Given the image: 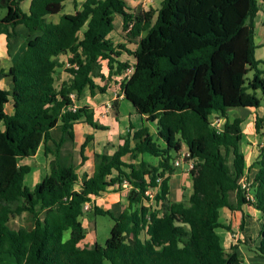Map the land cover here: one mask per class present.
Wrapping results in <instances>:
<instances>
[{
    "label": "trees",
    "instance_id": "obj_1",
    "mask_svg": "<svg viewBox=\"0 0 264 264\" xmlns=\"http://www.w3.org/2000/svg\"><path fill=\"white\" fill-rule=\"evenodd\" d=\"M23 1L0 0V27L24 24L34 35L7 72L12 90L0 88V264L6 255L17 264H242L223 246L218 228L222 208L243 204L261 213L258 240L249 250L264 258V144L247 164L243 119L228 113L264 103L263 61L255 55L258 0H162L159 9L148 10L128 0H84L58 22L48 17L61 13L66 0H31L29 11ZM117 13L129 40L138 38L133 66L120 60L123 51L131 53L125 43L109 36ZM66 53L65 63L59 55ZM104 60L110 74L125 75L124 97L158 131H127L113 153L94 154L91 174L80 175L92 136L76 152L75 125H100L88 106L72 109L71 94L78 99L87 87L92 95L106 92L96 82L106 78ZM65 64L70 77L60 83L56 71ZM11 100L14 110L7 112ZM214 113L225 121L217 124ZM263 130L264 118L257 116L255 131ZM41 145L49 171L31 188L25 178L32 167L20 161ZM183 145L185 162L193 163L194 191L187 201H174L169 181L177 157L171 152L180 155ZM143 154L160 161L154 165ZM125 181L129 205L118 216L92 206L114 219L111 236L104 245L81 246L85 204L112 186L122 189ZM156 187L151 198L146 191ZM23 213L32 225L13 227L11 220Z\"/></svg>",
    "mask_w": 264,
    "mask_h": 264
},
{
    "label": "crops",
    "instance_id": "obj_2",
    "mask_svg": "<svg viewBox=\"0 0 264 264\" xmlns=\"http://www.w3.org/2000/svg\"><path fill=\"white\" fill-rule=\"evenodd\" d=\"M25 1V0H24ZM23 1V2H24ZM141 0H128L131 7L140 6ZM22 2V5H23ZM84 0H66L64 2V9L61 13L53 14L48 17V20L58 22L64 13H74L77 9L81 8ZM259 10L255 17V43L264 44V0H258ZM31 0H27V8L30 7ZM145 9L144 6H141ZM148 10V9H146ZM29 11V8L28 10ZM116 20H119L118 26H116ZM114 30L110 33V37L115 43H125L127 49L131 51H123L120 56L121 61H128L133 66L136 63V57L133 54L138 47L137 40L131 39L125 35H120L123 30V16L119 13L115 15ZM125 32V31H124ZM16 36L15 42H12V37ZM34 37L30 35L29 29L24 24H19L15 28L11 26L0 27V88L12 90L13 80L12 77L7 74L10 67L13 64L14 59L27 47V38ZM260 38L259 42L256 39ZM257 54V50H256ZM260 57L258 59H264V49L261 50ZM71 53L59 55V59L62 62H67ZM65 66L59 67L56 71V76H60V83L67 80L70 74L65 70ZM102 72L106 78H96V82L100 85L107 87L106 92H100L99 90L91 94V90L87 87L78 99L75 98V104L78 106H88L93 114L95 122L100 125V128H96L91 124L81 121L75 125V142L74 149L76 152L80 150L82 143L86 140L87 135H91L92 139L86 146L85 154L88 156V160L85 164L79 166L78 173L82 175L85 171L91 174L94 170L93 157L96 152H109L113 153L116 148L123 144L124 140L122 136L129 130H136L142 126H148L150 130L157 134L158 127L152 121H148L146 116L141 115L135 109L129 101L124 97L122 89V82L124 76L122 74H110L108 61H103ZM62 73V74H60ZM120 87V90L118 89ZM236 108H242L241 111L236 112ZM7 112L14 110L12 100L5 105ZM230 117H241L243 119L242 126L247 124L249 126L255 125L257 116L263 117L264 103L260 107H233L229 109ZM213 116L216 117V121L222 124L225 118L219 117L217 113ZM4 130V124L0 122V131ZM264 131V130H263ZM245 132V129H244ZM245 139L243 140L242 148L247 156V164L254 161L258 154L259 148L264 144V135L256 133L255 129H252L251 133L245 132ZM256 137V139H254ZM252 142V143H250ZM186 145H183V151H187ZM140 158H144L150 161L154 165H157L160 158L152 156L150 154H143ZM77 160L80 162L81 157L77 155ZM126 161H131L130 156L125 157ZM49 158L44 152V145L39 147L37 153L33 156L23 158L21 164H29L32 170L28 176L33 188L37 182H39L46 174H48ZM180 167V169H178ZM177 167V171L171 175L170 178V198L174 201H187L194 191L193 186V174L190 169L189 162L185 165ZM116 173V172H115ZM26 175V176H27ZM26 179V178H25ZM79 188V185L76 186ZM128 192L129 187L118 188L117 185L110 187L100 196L92 197V205H97L104 209H109L118 216L125 208L128 207ZM235 193L231 194V201L235 202ZM220 222L222 227L218 228V231L222 238V244L227 251L236 253L242 258V264H264V258L253 254L249 249L254 247L258 240V235L261 229V213L259 210L243 204L236 210H230L227 207L221 209ZM84 223V220H83ZM86 227V223H84ZM87 229V227H86ZM86 237L80 242L81 246L92 245L96 241L93 236ZM142 237H147L146 233H142ZM12 264H17L16 260L10 256Z\"/></svg>",
    "mask_w": 264,
    "mask_h": 264
},
{
    "label": "rangeland",
    "instance_id": "obj_3",
    "mask_svg": "<svg viewBox=\"0 0 264 264\" xmlns=\"http://www.w3.org/2000/svg\"><path fill=\"white\" fill-rule=\"evenodd\" d=\"M161 3H162V0H141L139 5L144 6L145 9H151V8L159 9L161 7ZM27 6H28L27 0H25L23 2V5H22V7L25 11H27L29 8V7L27 8ZM5 13H6V9H3L1 15L5 14ZM117 21L119 22V20H116V26H118ZM120 35L127 36L126 32H124V29L121 31ZM15 39H16V36H13L12 37L13 43L15 42ZM134 40H137V38H135ZM260 40H261L260 38L256 39L257 42H259ZM256 46H257L256 47L257 54H255V55H256V58L258 59L257 56H259V57L261 56L260 53H261V50L264 49V44L256 43ZM261 60L263 62L260 64V67H261V69L264 70V59H261ZM60 74H62V73H60ZM253 75H254V71H250L248 74V77L252 78ZM263 76H264V74H263ZM59 81H60V76H59ZM118 89L120 90V87H118ZM259 95L262 96V93L259 92ZM129 103H131L133 105V103L131 101H129ZM241 109L242 108H236L235 111L238 112V111H241ZM263 115H264V113H263ZM263 118H264V116H263ZM215 119H216V117L212 116V120L216 121ZM244 129H245V132L251 133L252 129L253 130L255 129V125L253 124V125L249 126V125L245 124ZM254 139H256V137H254ZM250 143H252V142H250ZM171 153H172L173 157H177V158L180 157V155L177 154L176 150H173ZM185 164H186V162L182 161L181 165H185ZM178 169H180V167H178ZM30 177H31V175L26 176L25 183L29 187H32V184L29 181ZM83 220H84V223H86L87 232L89 234L88 237L93 236L96 238V241L98 243L104 245L106 243L107 239L111 236L112 228H113L114 223H115L114 219L109 215H103V214L96 213L93 210V208L91 207L88 211L85 212V214L83 216ZM10 223L15 228H18L20 226L30 227L32 225V218H31V215L29 213H23L20 216L14 217ZM10 259H12V258H10V256L6 255L3 264H12V262H11L12 260H10Z\"/></svg>",
    "mask_w": 264,
    "mask_h": 264
},
{
    "label": "built area",
    "instance_id": "obj_4",
    "mask_svg": "<svg viewBox=\"0 0 264 264\" xmlns=\"http://www.w3.org/2000/svg\"><path fill=\"white\" fill-rule=\"evenodd\" d=\"M68 65H69V64H68ZM132 72H133V68H129V69L127 70L126 75H129V74H131ZM71 97L75 100L76 95H75L74 93H72V94H71ZM77 108H78V105H77V104H74V105L72 106V109H73V110H76ZM215 122H216L217 124H219L218 121H215ZM187 155H188V152L182 150V151H181V154H180V157L175 159L174 164H175L176 166H180V165L182 164V161H185V157H186ZM189 164H190V169H192V168H193V163H192V161H190ZM158 181H161L160 178L158 179ZM124 185H125V187L128 186V182L125 181ZM157 189H158V187H156V188H149V189L146 191V193H147L151 198H153L154 195L156 194ZM92 206H93V205H92V202L89 201V202H87V203L85 204V209H88V210H89Z\"/></svg>",
    "mask_w": 264,
    "mask_h": 264
},
{
    "label": "water",
    "instance_id": "obj_5",
    "mask_svg": "<svg viewBox=\"0 0 264 264\" xmlns=\"http://www.w3.org/2000/svg\"><path fill=\"white\" fill-rule=\"evenodd\" d=\"M84 210H86V209H84Z\"/></svg>",
    "mask_w": 264,
    "mask_h": 264
}]
</instances>
